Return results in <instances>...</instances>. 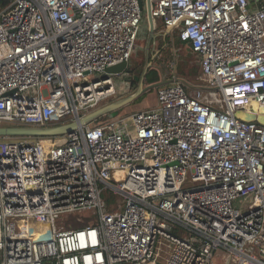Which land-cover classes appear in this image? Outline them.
<instances>
[{
  "label": "built area",
  "instance_id": "built-area-1",
  "mask_svg": "<svg viewBox=\"0 0 264 264\" xmlns=\"http://www.w3.org/2000/svg\"><path fill=\"white\" fill-rule=\"evenodd\" d=\"M142 3L7 0L0 126L73 120L112 95L121 74L100 75L129 62ZM149 8L197 53L199 82L162 85L154 105L61 142L0 136V264H213L218 249L225 264H264V123L251 108L264 107V0ZM103 189L119 196L110 208ZM79 210L95 221L65 226Z\"/></svg>",
  "mask_w": 264,
  "mask_h": 264
},
{
  "label": "rangeland",
  "instance_id": "rangeland-1",
  "mask_svg": "<svg viewBox=\"0 0 264 264\" xmlns=\"http://www.w3.org/2000/svg\"><path fill=\"white\" fill-rule=\"evenodd\" d=\"M154 19V29L153 36L150 34L149 22L147 19V15L144 12L143 20L141 23L140 31L136 38L135 49L131 55L129 60L130 66L138 65L141 69L144 68L147 61H151L149 68L157 69L158 75H166L167 77H171L176 75L178 67H184L186 69L197 68L200 74L199 67V59L197 53L194 54L190 51L188 44L178 43L175 39V35L177 34L174 31L169 33V41L167 48L165 49L161 44V35L165 33V28L163 23L159 18ZM189 50V51H188ZM198 75L191 74L189 77L191 79L195 78L197 83L199 82ZM131 73H122L120 76H114V80L117 83L116 91L105 98L101 103L113 100L114 98L120 97L122 95L128 94L135 90V85H130L129 81L131 79ZM95 78V74H89L81 79V82L86 83L91 79ZM123 81V82H122ZM123 84L122 90H119L120 85ZM187 88H190L189 86ZM158 88L150 89L141 96H139L134 101L126 104L122 108L118 109L114 112L113 115L130 113L135 110L147 108L153 105L155 102V96ZM261 113L264 114V108H262ZM108 115H106L107 117ZM105 118V117H103ZM102 118V120H103ZM97 122V121H95ZM15 140H23V141H34L39 138L34 137H11ZM40 139H48L40 138ZM62 139V138H61ZM51 141V140H49ZM59 140L55 141L58 142ZM96 212L91 210H79L77 212L71 213L66 220L65 226L68 227H80L89 222L95 221ZM219 261V262H218ZM213 264H225L224 252L221 249L215 251L213 257Z\"/></svg>",
  "mask_w": 264,
  "mask_h": 264
},
{
  "label": "water",
  "instance_id": "water-1",
  "mask_svg": "<svg viewBox=\"0 0 264 264\" xmlns=\"http://www.w3.org/2000/svg\"><path fill=\"white\" fill-rule=\"evenodd\" d=\"M148 6L146 7V15L149 22L150 34L153 36L154 29V19L150 12L149 8V0ZM140 8H143L142 0H139ZM168 32V31H167ZM165 32L164 34H166ZM151 61H147L143 68L142 75L138 78L135 76V79L138 80V83L135 85V90L122 95L120 97L114 98L113 100L100 103L95 108L88 110L87 112L80 115L78 118L73 120H68L64 122H60L57 124H49L44 126H34V125H3L0 126V136H8V137H34V138H51L57 136H63L72 131L78 130L92 122H95L106 115L111 116L115 111L122 108L126 104L137 99L144 92L158 88L162 85H166L172 82H181L188 86H195L189 84L182 77H167L166 75H162L161 78L157 81L151 83L144 82V74L146 73L148 67L150 66ZM132 72V67L130 66V62L121 61L119 63H115L109 65L105 68L104 72L101 73L100 78H107L109 74L117 75L122 73H130ZM85 73H89L86 71ZM237 116H240L244 120H252L255 118V115L252 113H247L242 110L236 112ZM259 121L264 123V120L259 118Z\"/></svg>",
  "mask_w": 264,
  "mask_h": 264
},
{
  "label": "trees",
  "instance_id": "trees-1",
  "mask_svg": "<svg viewBox=\"0 0 264 264\" xmlns=\"http://www.w3.org/2000/svg\"><path fill=\"white\" fill-rule=\"evenodd\" d=\"M7 3V0H0V9ZM176 32L177 34L175 35V39L178 43H184L186 44L184 41H182L180 38H179V34H178V31H174ZM169 41V33L167 32L166 34H163L161 35V44L162 46L166 49L167 45L169 44L168 43ZM189 46V45H188ZM189 49L190 51L194 54V52L191 50L190 46H189ZM189 51V50H188ZM134 68H140L138 65H135L133 66ZM142 71L143 69L140 70L139 73H136V75L138 76V78L142 75ZM196 74L198 75L199 74V71L197 70V68H191V69H186L185 66L184 67H178V70L176 72V77H182L184 78L189 84H196L197 83V80L195 78L191 79L189 76L191 74ZM132 79V82L135 83V85L138 83V80H135L133 78V76L131 77ZM160 79V76L158 75V71L157 69H154V68H149L147 69L146 73L144 74V82L145 83H151V82H154V81H157ZM53 140L57 141L59 140L58 142H61L62 139H61V136H57V137H51ZM102 196H103V199L105 200V203L107 205V207H111L112 206V202L117 199L119 196L116 195V194H113L109 189H103L102 190Z\"/></svg>",
  "mask_w": 264,
  "mask_h": 264
},
{
  "label": "flooded vegetation",
  "instance_id": "flooded-vegetation-1",
  "mask_svg": "<svg viewBox=\"0 0 264 264\" xmlns=\"http://www.w3.org/2000/svg\"><path fill=\"white\" fill-rule=\"evenodd\" d=\"M133 66L134 65L131 66L132 67V72H130V73L133 76V78L135 79V76H137L136 73H139L140 69L139 68H134ZM142 73H143V71H142ZM129 84L132 85V86L135 85V83L132 82V79H130Z\"/></svg>",
  "mask_w": 264,
  "mask_h": 264
},
{
  "label": "bare ground",
  "instance_id": "bare-ground-1",
  "mask_svg": "<svg viewBox=\"0 0 264 264\" xmlns=\"http://www.w3.org/2000/svg\"><path fill=\"white\" fill-rule=\"evenodd\" d=\"M252 109H254L257 113H259V115H260V119H262V120H264V114L263 113H261V109L262 108H264V107H259V106H257L256 104H253L252 105V107H251ZM219 262V261H218Z\"/></svg>",
  "mask_w": 264,
  "mask_h": 264
},
{
  "label": "crops",
  "instance_id": "crops-1",
  "mask_svg": "<svg viewBox=\"0 0 264 264\" xmlns=\"http://www.w3.org/2000/svg\"><path fill=\"white\" fill-rule=\"evenodd\" d=\"M145 13H146V11H145ZM199 59V58H198ZM155 104V102L153 103V105Z\"/></svg>",
  "mask_w": 264,
  "mask_h": 264
}]
</instances>
